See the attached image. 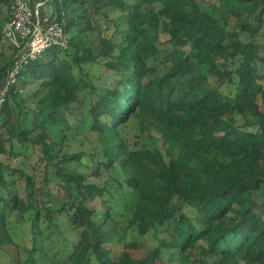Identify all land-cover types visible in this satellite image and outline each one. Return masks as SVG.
<instances>
[{
    "label": "trees",
    "instance_id": "16d2710c",
    "mask_svg": "<svg viewBox=\"0 0 264 264\" xmlns=\"http://www.w3.org/2000/svg\"><path fill=\"white\" fill-rule=\"evenodd\" d=\"M205 4L46 1L69 44L0 107V264H264V0Z\"/></svg>",
    "mask_w": 264,
    "mask_h": 264
},
{
    "label": "built area",
    "instance_id": "2783aa9c",
    "mask_svg": "<svg viewBox=\"0 0 264 264\" xmlns=\"http://www.w3.org/2000/svg\"><path fill=\"white\" fill-rule=\"evenodd\" d=\"M46 1H10L9 17L2 24L1 35L16 50V55L0 87V107L10 87L17 84L22 66L50 47L65 49L69 44V34L65 32L62 23L55 15L51 16L49 10H45Z\"/></svg>",
    "mask_w": 264,
    "mask_h": 264
},
{
    "label": "rangeland",
    "instance_id": "374dc122",
    "mask_svg": "<svg viewBox=\"0 0 264 264\" xmlns=\"http://www.w3.org/2000/svg\"><path fill=\"white\" fill-rule=\"evenodd\" d=\"M207 1L209 2L208 5L205 4L207 8H210V4H212V3H216V4L219 3V0H207ZM239 6L244 7V5L242 3L239 4ZM49 9H50V7H49ZM6 11H7V9L5 7H3V8L1 7L0 14L2 15ZM2 49H3V53H5V55H9L11 52V49L8 48L6 41L2 37H0V50H2ZM254 86L257 88H264V78L257 80L256 83L254 84ZM30 87H32V85H27L26 89H30ZM127 132H128V136H129L130 141H132L134 139L133 135L135 133V129L129 127V128H127ZM82 141H83V138L80 134L73 133L72 135L69 136V139L67 140L66 151L76 152V151L80 150L82 148V146H81ZM144 141L146 142V145H148V146L150 145V147L156 146L154 139L145 138ZM30 159H31V161H30ZM34 161H35V157L31 156L29 158V160L25 159L23 162H20V163L18 162V160H15V159L10 161V162L12 164H15L18 166L20 165V167H23V169L25 171L31 173L32 172L31 164L34 163ZM22 230H25L23 225H18L17 227H15V229L13 230V237L15 240L21 241L19 236H20V233ZM133 238H136L139 241L137 250H135V253L138 255L140 253L142 254V253L147 252L150 249V246L154 244V242L151 239L152 238L151 234H147L144 236L137 235V236H134Z\"/></svg>",
    "mask_w": 264,
    "mask_h": 264
},
{
    "label": "crops",
    "instance_id": "0c3cea01",
    "mask_svg": "<svg viewBox=\"0 0 264 264\" xmlns=\"http://www.w3.org/2000/svg\"><path fill=\"white\" fill-rule=\"evenodd\" d=\"M45 10H50L49 8H45Z\"/></svg>",
    "mask_w": 264,
    "mask_h": 264
}]
</instances>
